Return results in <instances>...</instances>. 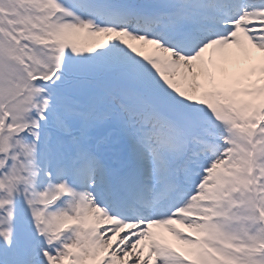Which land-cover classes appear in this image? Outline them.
<instances>
[{"label": "snow or ice", "instance_id": "1", "mask_svg": "<svg viewBox=\"0 0 264 264\" xmlns=\"http://www.w3.org/2000/svg\"><path fill=\"white\" fill-rule=\"evenodd\" d=\"M0 264H264V0H0Z\"/></svg>", "mask_w": 264, "mask_h": 264}]
</instances>
